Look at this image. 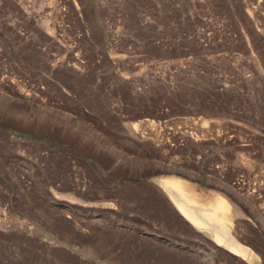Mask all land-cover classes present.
<instances>
[{
	"label": "rangeland",
	"instance_id": "obj_1",
	"mask_svg": "<svg viewBox=\"0 0 264 264\" xmlns=\"http://www.w3.org/2000/svg\"><path fill=\"white\" fill-rule=\"evenodd\" d=\"M169 177L264 264V0H0V264H249Z\"/></svg>",
	"mask_w": 264,
	"mask_h": 264
},
{
	"label": "bare ground",
	"instance_id": "obj_2",
	"mask_svg": "<svg viewBox=\"0 0 264 264\" xmlns=\"http://www.w3.org/2000/svg\"><path fill=\"white\" fill-rule=\"evenodd\" d=\"M187 184L188 182L177 177H169L165 181L164 189L186 219L195 226L210 228L213 232L212 240L219 245L223 242L226 243L229 246L227 248L229 252L245 260L247 258L246 250L241 247L239 241L230 235L232 232L230 226L237 214L231 202L224 196L218 195L211 204L201 205L196 198L194 189ZM248 260L246 259L247 262ZM248 263L251 264L250 261Z\"/></svg>",
	"mask_w": 264,
	"mask_h": 264
}]
</instances>
